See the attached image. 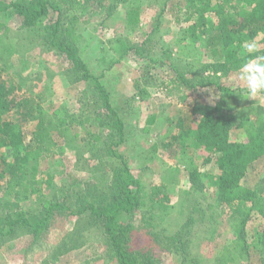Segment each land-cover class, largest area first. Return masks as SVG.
I'll use <instances>...</instances> for the list:
<instances>
[{
    "label": "rangeland",
    "instance_id": "obj_1",
    "mask_svg": "<svg viewBox=\"0 0 264 264\" xmlns=\"http://www.w3.org/2000/svg\"><path fill=\"white\" fill-rule=\"evenodd\" d=\"M80 1L72 47L89 79L65 51L49 43L43 29H30L16 13L0 12L15 46L3 79L21 86L17 100L28 98L70 126L66 134L56 133L54 154L39 160L37 193L0 192V217L9 215L5 206L13 202L30 207L31 223L38 225H22L0 238V264H118L104 221L91 216L88 207L118 199L117 172L123 174L124 167L141 196L140 205L122 218L132 225L125 245L143 264H220L222 258L230 259L227 264H264V221L253 214L243 225V211L216 199L211 182L217 166L214 161L203 166L199 143L182 127L184 119L197 118L191 112L197 105L221 104L217 112L240 123L245 114L264 109V95H245L237 70L201 69L217 58L207 47L209 34L191 29L197 15L188 18L190 1ZM220 2L237 16L247 9L243 0ZM133 10L137 22L135 15L129 21ZM118 38L131 47L123 58L112 47ZM180 77L187 83L177 88L171 79L181 82ZM96 78L122 122V135ZM17 113L12 116L29 141L36 120ZM243 129L233 133L243 136ZM243 182L264 195V154L249 162ZM43 203L60 207L39 225Z\"/></svg>",
    "mask_w": 264,
    "mask_h": 264
},
{
    "label": "trees",
    "instance_id": "obj_2",
    "mask_svg": "<svg viewBox=\"0 0 264 264\" xmlns=\"http://www.w3.org/2000/svg\"><path fill=\"white\" fill-rule=\"evenodd\" d=\"M188 1L191 10L188 18L197 15L191 29L194 32L202 28V33L209 34L206 37L207 47L213 49L217 58L204 65L201 68L203 71L210 70L217 74L221 71L237 70L246 59L242 53L243 46L248 42L255 41L260 45L259 52L253 55H264V0H243L247 4V9L238 16L225 10L221 0ZM80 4V0H16L8 4L0 2V12L16 13L30 29H43L50 37V40L47 39L49 43L65 51L77 70L83 71V78L89 79L92 75L72 47L77 38L75 24ZM210 13L216 15L217 21H214L212 16L207 17ZM134 15L136 22L138 21V12L135 13L133 10L129 13L130 22L133 21L131 18ZM9 31V28L0 22V192L3 191L4 195H19L27 191L35 194L39 191L37 189L39 181L36 179L39 160L54 154L55 147L59 145L56 133L64 135L70 126L65 118L58 119L49 111L41 109L39 104L32 106L30 99L15 98L21 86L10 84L3 79V74L8 70L15 53ZM112 47L122 54L120 58L131 49L122 38L114 39ZM179 79L181 82L175 78L171 79L177 88L187 83L185 78ZM95 86L104 100L108 115L117 119L116 127L122 135V122L111 105L109 95L97 78ZM219 89L229 91V88L222 85H219ZM219 106H194L191 112L197 118L192 119L190 116L184 119L182 125L184 134L199 143L198 149H202L204 167L213 161L217 166V175L211 182L216 199L235 211H243L246 214L243 217V225H246L253 214L264 221V195L243 182L249 162L264 154V109L260 108L256 114L254 112L245 114L242 121L236 123L233 115L218 113ZM14 112H18V116L23 114L26 119L35 118L29 141L25 138L19 119L12 116ZM236 128L247 129H243L244 135L241 136L233 133ZM93 138L90 136L88 140ZM111 153L120 156L117 151L112 150ZM117 178L120 180L118 199L114 196L113 200L95 207L93 205L88 209L90 208L91 216L104 221L106 232L117 254L118 264H143L139 256L129 251L125 245L132 225L122 221L123 216L141 203L138 191L131 187L136 183V179L127 167H124L123 174L117 172ZM77 202L80 203V200ZM42 205L43 208L39 212L45 211V215L40 218L39 225L46 224L49 213L60 207L58 203H52L50 206L48 204V207L46 203ZM5 207L9 209V215L0 217V238L13 234L16 228L22 225L34 229L38 226L31 223L30 207L25 208L13 202H8ZM16 208L18 210L15 211ZM240 248L246 250L247 247L242 244ZM229 260L222 258L220 264H227Z\"/></svg>",
    "mask_w": 264,
    "mask_h": 264
},
{
    "label": "clouds",
    "instance_id": "obj_3",
    "mask_svg": "<svg viewBox=\"0 0 264 264\" xmlns=\"http://www.w3.org/2000/svg\"><path fill=\"white\" fill-rule=\"evenodd\" d=\"M260 50V45L253 41L243 46L246 57L237 69L238 80L243 85L244 94L249 98L264 95V55H253Z\"/></svg>",
    "mask_w": 264,
    "mask_h": 264
}]
</instances>
